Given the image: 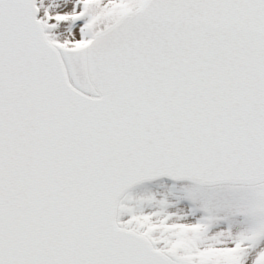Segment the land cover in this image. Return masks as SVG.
<instances>
[{"label": "snow or ice", "instance_id": "6c2138e0", "mask_svg": "<svg viewBox=\"0 0 264 264\" xmlns=\"http://www.w3.org/2000/svg\"><path fill=\"white\" fill-rule=\"evenodd\" d=\"M0 264H264V0H0Z\"/></svg>", "mask_w": 264, "mask_h": 264}]
</instances>
